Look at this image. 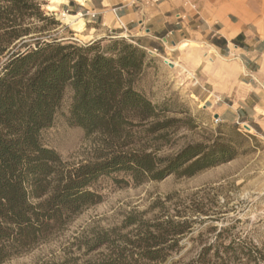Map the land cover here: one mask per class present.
Listing matches in <instances>:
<instances>
[{"label":"trees","instance_id":"trees-1","mask_svg":"<svg viewBox=\"0 0 264 264\" xmlns=\"http://www.w3.org/2000/svg\"><path fill=\"white\" fill-rule=\"evenodd\" d=\"M61 24L38 0H0V264L46 242L98 203L92 186L100 176L123 173L135 183L171 173L191 176L238 153L219 134L172 155L127 148L132 127L150 122V131L157 132L181 120L160 119L168 109L140 88L151 61L146 48L118 36L82 44L61 39L51 32ZM59 115L87 134H99L93 159L69 166L44 142ZM142 225L135 238L126 235L124 241L98 233L90 249L105 245L107 251L88 264L164 260L189 221ZM209 260L203 252L187 264Z\"/></svg>","mask_w":264,"mask_h":264},{"label":"rangeland","instance_id":"rangeland-1","mask_svg":"<svg viewBox=\"0 0 264 264\" xmlns=\"http://www.w3.org/2000/svg\"><path fill=\"white\" fill-rule=\"evenodd\" d=\"M38 1L47 14L61 21L51 30L61 39L82 44L118 36L135 42L127 35L114 33L100 37L101 32L82 17L58 10V4H73L75 0ZM197 46L200 48L193 42L182 44L184 53L164 45L153 52L146 48L151 61L140 88L154 104L168 109L160 119L181 120L174 127L157 132L150 131V122L132 127L127 148L172 155L188 143L209 141L219 134L223 141L237 145V155L191 176L171 173L163 179L141 183L123 173L100 176L92 186L100 194L98 203L85 207L46 242L2 264H88L107 251L105 245L90 249L98 233L124 241L126 235L136 237L142 229L140 224L152 228L153 223L167 218L187 219L189 228L178 235V245L164 260L151 264H187L203 252L210 264H264V138L242 122L223 120L214 112L212 102L204 99L205 93L217 91L219 86L211 79L214 71L208 66L188 65L192 48ZM187 47L190 49L185 50ZM201 47L203 56L206 48ZM217 116L219 122L214 119ZM44 142L70 166L93 159L101 138L97 133L87 134L82 127L69 125L59 115L44 132ZM131 218L134 222L128 223Z\"/></svg>","mask_w":264,"mask_h":264},{"label":"crops","instance_id":"crops-1","mask_svg":"<svg viewBox=\"0 0 264 264\" xmlns=\"http://www.w3.org/2000/svg\"><path fill=\"white\" fill-rule=\"evenodd\" d=\"M70 2L58 4V10L82 17L100 37L127 35L152 52L160 45L181 53L184 43L200 45L191 47L188 65L208 66L219 86L204 99L223 120L249 125L264 138V0Z\"/></svg>","mask_w":264,"mask_h":264},{"label":"built area","instance_id":"built-area-1","mask_svg":"<svg viewBox=\"0 0 264 264\" xmlns=\"http://www.w3.org/2000/svg\"><path fill=\"white\" fill-rule=\"evenodd\" d=\"M214 119L216 122H219L221 120L219 116L215 117Z\"/></svg>","mask_w":264,"mask_h":264},{"label":"water","instance_id":"water-1","mask_svg":"<svg viewBox=\"0 0 264 264\" xmlns=\"http://www.w3.org/2000/svg\"><path fill=\"white\" fill-rule=\"evenodd\" d=\"M247 129H251V127L249 125H245Z\"/></svg>","mask_w":264,"mask_h":264},{"label":"bare ground","instance_id":"bare-ground-1","mask_svg":"<svg viewBox=\"0 0 264 264\" xmlns=\"http://www.w3.org/2000/svg\"><path fill=\"white\" fill-rule=\"evenodd\" d=\"M80 17V16H79Z\"/></svg>","mask_w":264,"mask_h":264}]
</instances>
